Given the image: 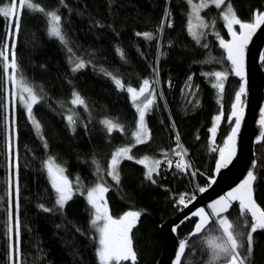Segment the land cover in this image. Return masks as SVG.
I'll list each match as a JSON object with an SVG mask.
<instances>
[{
  "label": "trees",
  "instance_id": "obj_1",
  "mask_svg": "<svg viewBox=\"0 0 264 264\" xmlns=\"http://www.w3.org/2000/svg\"><path fill=\"white\" fill-rule=\"evenodd\" d=\"M35 2L61 15L72 52L48 35L43 15L22 10L20 32L11 38L9 26L14 30V19L0 16V49L7 42L11 58L14 45L17 75L42 97L34 105L33 114L43 130L41 137L26 108L13 98L0 58V264H10L7 227L9 214L15 224L17 179L20 264H99L98 240L94 239L98 234L91 226L93 210L86 201L87 190L96 183L109 186L106 199L113 218L129 211L141 212L132 230L137 264H157L162 253L160 226L185 207L179 204L181 195L187 194L189 203L201 193L200 188L210 185L219 149L235 123L231 112L240 81L220 47V38L228 39L222 10L210 5L201 11L210 26L202 29L197 43L187 30L191 9L186 0H64L67 7L60 0ZM231 3L244 21L264 8V0ZM9 4L10 0H0V7ZM167 11L171 12V27L165 19ZM137 32H151L155 38L146 40ZM117 49L123 52V58ZM70 57L73 61L82 58L86 67L73 72ZM101 69L121 79L126 87L139 89L144 79L151 82L156 103L146 114L151 132L147 143L135 144L132 133L137 129L139 113L130 94L118 89ZM216 71L229 73L223 94L212 87L215 77L205 75ZM74 92L84 98L87 109L71 104ZM69 114L76 120L75 131L67 122ZM217 115H221V121L213 143L210 129L216 126ZM104 119L119 123L124 130L108 133L101 123ZM125 146L132 147L135 159H122L117 185L108 175L110 161L114 152ZM185 149L183 157L177 155ZM146 156L161 162L159 174L153 173L155 183L146 179L147 169L135 162ZM49 158L65 169L74 184L75 194L63 210L55 204L56 193L45 167ZM182 158L191 165L186 171L176 167ZM256 159L255 198L264 207V142L256 147ZM39 205L53 211L45 212ZM224 215L233 222L242 217L251 224L249 215L241 213L239 202ZM195 224L191 220L183 225L179 238L193 231ZM248 232L246 227V235ZM252 235V262L264 264V231ZM182 264H209L203 234L188 242Z\"/></svg>",
  "mask_w": 264,
  "mask_h": 264
},
{
  "label": "snow or ice",
  "instance_id": "obj_2",
  "mask_svg": "<svg viewBox=\"0 0 264 264\" xmlns=\"http://www.w3.org/2000/svg\"><path fill=\"white\" fill-rule=\"evenodd\" d=\"M64 7H67V4L64 0H60ZM186 3L190 6L191 15L188 21V32L197 43L200 42L203 35L202 32H198L196 29H207L209 24L204 21L201 17V11L208 8L210 5L214 6L216 9H221V16L226 23L228 33L231 36V40L226 41L223 38H220V47H222L227 53V60L231 62L232 72L235 76L239 77L243 82L239 88V91L235 95V103L232 105L231 115L235 119V126L231 131V134L227 137L224 146L219 149V160L216 164L215 171L218 174L221 169L226 168L233 160L236 155V139L239 134L241 123L244 118V109L242 97L247 94V78L245 71V51L252 40V37L256 32L264 26V11L255 10L253 17L250 21H244L240 19L237 15L236 10L231 3V0H199V3H194V0H186ZM19 5V10H18ZM10 0L8 6L0 7V16L4 17L6 20L11 21L14 18V30L10 24L8 38L12 36H18L21 28L20 16L22 10H27L30 14H41L43 15L48 22V35L52 38L57 39L61 44H64L68 47L67 37L62 29V17L58 14L57 11L46 10L39 3H36L35 0ZM171 12L167 11L165 19L168 20V27H171L170 22ZM195 21L196 23H193ZM214 26V21H213ZM239 27L237 31L236 27ZM162 31L161 29H159ZM137 36H142L146 40L154 39V35L151 32L136 33ZM217 35H219L217 33ZM206 47V45H205ZM68 51L71 53V47H68ZM120 52L121 57L123 58V52L120 49H117ZM11 60H9V46L5 42L3 48L0 49V58L3 60V73L7 76V79L12 82L16 88L19 89L20 99L24 101V106L27 109L28 119L31 121L36 132L43 137V130L40 122L36 119L33 114L34 105L40 103L42 97L39 96L34 88L30 86L22 76L17 77L18 64L16 59L15 47L13 45L11 49ZM70 62L74 64L72 71L76 72L86 67V62L82 58H77L75 61L72 60V57L69 58ZM11 74H9V70ZM105 75L109 76L116 87L122 91H127L130 94L133 104L136 106V111L139 113L138 125L135 132L132 133L135 144L143 145L151 139V132L147 126L145 116L146 113L155 105L156 103V93L151 90L152 85L148 79H144L142 86L137 89L131 86H125L124 82L113 76L112 73L107 72L104 69H101ZM155 71V69H154ZM207 76H214L215 83L212 84L213 88L219 90V93L223 94L225 84L227 81L229 73L224 71H216L212 73H205ZM190 88V86H189ZM24 93H27V99L24 97ZM147 98L142 104H138L137 101L141 97ZM71 104L74 106H83L87 109L86 102L79 93H73V99ZM71 113L72 110L69 109ZM67 122L72 126L73 131H75L76 120L74 119L73 114H69L66 117ZM221 121V115L215 117L216 126L210 129L212 133V142L215 143L217 128ZM108 133H112L113 130L123 131V126L119 123H116L110 119H104L101 122ZM261 127H264V114H262V119L260 120ZM178 139V133H177ZM264 139V136H262ZM11 148V145H9ZM45 147H47V142L45 141ZM186 149L182 153H177L183 157L186 154ZM212 151H217L216 148H212ZM132 147L125 146L118 148L112 155L110 161V170L108 175L111 176L112 180L115 181L117 185L120 183L119 175V165L122 159L133 160L135 159L131 155ZM150 158L144 157L143 159H136V163L143 165L146 171V179L155 183L153 179V173L157 175L158 168L160 165L159 160L151 161L149 164ZM94 164H97V171L101 169L97 161H93ZM169 166H171V161H168ZM45 167L47 169V174L51 181V187L55 190L56 200L55 204L60 210H63L67 203L72 200L74 193L72 182L64 175L65 169L58 164H55L53 158H49L45 162ZM176 167L180 171H186L191 167L190 164L186 163L183 158L176 164ZM18 170V165H17ZM192 175H195L193 172ZM256 180V175L254 171H249L247 177L244 181L233 191H230L227 196L217 200L215 203L210 205L213 215L217 218V224L219 230L222 232V236L213 237L208 240V248L211 250L212 261L210 264H214L215 261H223V264H253L252 254L254 251V240L253 235L258 230L264 231V207H261L257 204L254 198V182ZM216 181L214 178H210V183L214 184ZM77 185L82 188L79 178L76 181ZM109 186H106L105 183H96L95 186L87 190L86 201L91 206L93 210L91 215L92 219L90 221L91 226L96 229L98 232V237L94 239L98 240V248L96 250V255L98 257L99 264H137V252L134 249L132 230L136 227L137 222L141 217V212L139 211H129L125 213L120 218H113L110 214L108 208L106 193L109 191ZM19 183L18 179L15 186V224L13 226V217L9 214L8 217V227L7 232L9 234V252L8 260L10 264H20V247H19V236H20V219H19ZM199 191H206L205 188H200ZM81 195L84 193L81 191ZM11 195V193H10ZM187 195V194H185ZM185 195L179 197V204L188 206V202L185 200ZM233 201L239 202V207L242 214H250L251 224H245V227H249V232L246 236L241 233V236H244V239H238L235 234L234 225L229 220V218L224 215L232 206ZM40 208L45 212H51L53 209L47 208L44 205H39ZM194 216L199 217V221L195 224V229L192 235H197L202 233L207 225L211 222V217L209 213L206 212L203 208L193 213ZM188 247L187 241H181L179 243L178 253L175 258V264H182V260L185 256V250Z\"/></svg>",
  "mask_w": 264,
  "mask_h": 264
},
{
  "label": "water",
  "instance_id": "obj_3",
  "mask_svg": "<svg viewBox=\"0 0 264 264\" xmlns=\"http://www.w3.org/2000/svg\"><path fill=\"white\" fill-rule=\"evenodd\" d=\"M262 11H264V8ZM237 31H239V27ZM228 40H231V36L229 33L228 39L226 41ZM229 63L231 64L230 61ZM263 63L264 26H262L252 37V40L248 44L245 51L247 94L242 97L244 99V118L236 139V155L233 158L232 162L226 168L221 169L218 174L216 173V171H214V179L216 181L214 184L210 183V185L206 188V191L201 192L200 194L195 196L188 203L187 207H184L175 216L166 220L160 226L159 236L162 243V253L157 264H175V258L178 253L179 243L181 241L189 242L190 240L199 237L212 224V221L217 219L213 215L210 205L215 203L217 200L227 196L230 191H233L235 188H237L247 177V173L250 170L254 171L255 174L257 168L256 147L264 142V139H262V136H264V127H261L260 125L262 114H264ZM233 75L240 81L241 86L243 82L239 77L235 76L234 73ZM234 126L235 123L232 129L234 128ZM255 182L253 187H255ZM236 202L238 201H233L232 204ZM201 208L209 213V216L212 218L211 222L207 225L202 233H199L195 236L192 235L195 229L194 227L193 231H191L183 239H180L178 236L179 229L191 220H195L197 223L199 221V217L194 216L193 213ZM248 215L250 217V214Z\"/></svg>",
  "mask_w": 264,
  "mask_h": 264
},
{
  "label": "rangeland",
  "instance_id": "obj_4",
  "mask_svg": "<svg viewBox=\"0 0 264 264\" xmlns=\"http://www.w3.org/2000/svg\"><path fill=\"white\" fill-rule=\"evenodd\" d=\"M195 3V2H194ZM199 3V2H198ZM17 5H18V0H17ZM18 10H19V5H18ZM201 14V13H200ZM202 17V16H201ZM14 19V18H13ZM205 21V19H204ZM206 22V21H205ZM193 23H196L195 21H193ZM235 27V26H234ZM198 32H202V29H196ZM9 60H11V58H9ZM11 69L9 70V74H11ZM17 74V73H16ZM17 77L19 78V76L17 75ZM11 86H12V94H13V98L17 101H19L23 106H24V101L20 99V92L19 89L16 88L15 85L12 84V82L10 81ZM152 90V89H151ZM25 99H27V93L23 94ZM147 98V94L145 97H141L140 100L137 101L138 104H142L145 99ZM25 107V106H24ZM26 108V107H25ZM27 110V109H26ZM147 114V113H146ZM145 120H146V116H145ZM147 123V122H146ZM143 159V158H142ZM151 161H154L152 159H150L149 164L151 165ZM57 164V163H55ZM62 167V166H61ZM64 175L65 172H64ZM51 182V181H50ZM73 185V189H74V184ZM75 191V190H74ZM233 225H234V230H235V234L237 235L238 239H244V236H246V227L245 224H247L242 217L240 218H235V221L233 222L231 219H229ZM241 233L244 234V236H241ZM98 234V232H97ZM222 236V232L219 230L218 228V224L217 222L211 226H209L203 233V238L205 240V243L207 245L208 248V240L212 239L213 237H220ZM212 261V257H211V250L208 248V263L210 264V262ZM223 261H215L214 264H222Z\"/></svg>",
  "mask_w": 264,
  "mask_h": 264
},
{
  "label": "bare ground",
  "instance_id": "obj_5",
  "mask_svg": "<svg viewBox=\"0 0 264 264\" xmlns=\"http://www.w3.org/2000/svg\"><path fill=\"white\" fill-rule=\"evenodd\" d=\"M231 65V64H230Z\"/></svg>",
  "mask_w": 264,
  "mask_h": 264
}]
</instances>
